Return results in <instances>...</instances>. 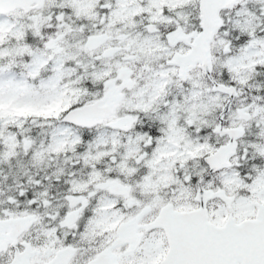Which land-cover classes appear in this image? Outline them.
Segmentation results:
<instances>
[{"label": "snow or ice", "instance_id": "1", "mask_svg": "<svg viewBox=\"0 0 264 264\" xmlns=\"http://www.w3.org/2000/svg\"><path fill=\"white\" fill-rule=\"evenodd\" d=\"M0 264H264V0H0Z\"/></svg>", "mask_w": 264, "mask_h": 264}]
</instances>
